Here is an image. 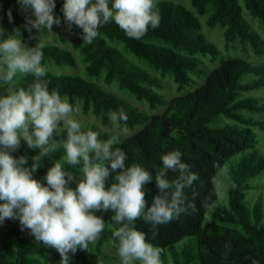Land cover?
Segmentation results:
<instances>
[{
  "label": "trees",
  "instance_id": "trees-1",
  "mask_svg": "<svg viewBox=\"0 0 264 264\" xmlns=\"http://www.w3.org/2000/svg\"><path fill=\"white\" fill-rule=\"evenodd\" d=\"M243 1L251 16L264 26V0ZM54 2L53 14L60 18L61 24L52 28L62 45L69 43L81 54L84 74L46 70L41 79L47 82L50 91H58L62 98L66 96L76 110L99 121L96 124L78 120L82 130L97 132L101 141L116 136L120 143L114 147L126 154L125 166L139 165L152 174L153 181L143 189L148 206L158 194L154 178L162 166V155L180 152L181 161L197 174L198 178L184 190L185 204H194L195 211L189 210L188 214H181L155 229L143 220L134 223L138 231L146 234L148 242L162 250V264H169L165 249L170 251L176 264H264V203L256 200L250 205L243 201L245 193L254 188L250 179L264 171V148L261 150L258 146L253 130L257 127L264 131V62L241 57L222 59L220 50L201 31L198 18L180 2L156 0L159 26L149 27L141 39L128 38L114 22H109L99 28L98 36L90 44L83 43L82 29L75 25V36L69 39L62 23L64 0ZM189 2L198 14H203L207 5L211 7L206 25L223 28L226 51L248 49L256 56L264 53V40L244 17L239 0ZM25 17L18 10V0H0V27L6 34L19 29L24 44L35 47L37 31L32 29L30 34L25 30ZM41 50L42 65L75 67L77 64L73 53L61 45L43 44ZM134 57L159 75L136 62ZM218 61L213 68L208 64ZM166 75L183 94L166 97L158 91L163 88L162 78ZM34 80L30 74L18 76L15 86L27 89ZM113 84L136 100L144 101L148 110L163 106V111L150 114L108 88ZM6 87L0 83V96L5 94ZM119 111L126 114L127 121H120L116 129L139 127L138 131L123 137L111 129L109 114ZM64 138L66 133L56 137L57 143ZM236 153L242 156L229 171L226 203L215 206L209 219H205L217 196L216 174ZM9 154L15 158L25 156L24 167L31 168L39 149H29L21 140L20 147ZM63 156L64 149L58 147L43 157L33 178L46 186L43 177L47 170L60 162L73 176L67 186L75 189L78 179H83L82 162L72 167L62 160ZM116 174L111 173L106 188ZM177 175L169 171L167 178L173 180ZM94 215L100 216L105 224L94 243L100 250L108 241L114 244L112 232L121 225L111 219L114 215L111 210ZM2 224L6 231L1 235L0 230V264H60V254L37 242L28 229L22 230L18 219H5ZM182 240L186 245L178 250L175 246ZM75 256L86 263V251L78 249ZM48 257L53 261L42 263L41 258Z\"/></svg>",
  "mask_w": 264,
  "mask_h": 264
},
{
  "label": "clouds",
  "instance_id": "clouds-1",
  "mask_svg": "<svg viewBox=\"0 0 264 264\" xmlns=\"http://www.w3.org/2000/svg\"><path fill=\"white\" fill-rule=\"evenodd\" d=\"M18 3L31 12L24 24L30 34L32 29L51 32L53 25L60 26V18L53 14L54 0ZM61 11L69 31L73 24L82 29L85 44H90L99 28L109 22L130 39H141L149 27L155 29L160 22L156 0H64ZM8 20L12 22L10 10ZM42 48L39 43L26 46L19 29L6 34L0 27V83L8 86L0 96V223L18 219L22 230L28 229L37 242L54 248L60 254V264H68L69 253L87 251L103 232L104 221L94 213L111 210V219L121 225L112 232L121 264H162V250L148 242L134 223L143 220L155 229L189 210L195 211L194 204H185L184 190L197 174L181 161L180 152L162 155V166L154 178L158 194L148 206L143 189L153 181L152 174L139 165L125 166L126 154L114 147L120 143L116 136L101 141L97 132L82 130L68 98L50 91L41 79L46 75ZM29 74L35 80L27 89L15 86L18 76ZM109 119L119 127L127 116L123 111L111 112ZM64 133L66 138L57 143L56 137ZM21 140L29 149H39L31 168L24 167L25 156L9 154L20 147ZM58 147L64 149L62 160L68 165L75 167L82 162L83 179H78L75 189L67 186L73 176L60 162L47 170L43 177L46 186L33 178L41 159ZM169 171L177 177L168 179ZM112 172L117 174L106 188Z\"/></svg>",
  "mask_w": 264,
  "mask_h": 264
},
{
  "label": "rangeland",
  "instance_id": "rangeland-1",
  "mask_svg": "<svg viewBox=\"0 0 264 264\" xmlns=\"http://www.w3.org/2000/svg\"><path fill=\"white\" fill-rule=\"evenodd\" d=\"M174 2H180L183 5H185L193 14L198 18L200 24H201V31L204 33V35L212 42L214 43L217 48L220 50L222 54V59H225L227 57H241V58H247L251 60H258L264 62V53L262 55L256 56L253 52L247 49L245 52L242 49H235V50H229L226 51L224 49V38H223V28L220 26H214V27H208L206 25V18L211 12V7L207 5V8L203 14H198L195 9L191 6L189 0H172ZM239 4L242 7V13L246 20L250 23L252 28L258 32V34L263 38L264 40V26L259 21L258 18L252 17L249 11L246 9L244 1L239 0ZM18 10L25 16L31 17V12L24 11L20 4L18 3ZM34 18V17H32ZM62 23L65 26L69 39H71L73 36H75V27L74 24L71 27V30H68L67 24L64 21V18H62ZM36 44H57L61 45L64 48L70 50L73 55L76 58L77 64L75 67L64 65L62 67L55 66L53 64H46L42 65L46 70H49L53 73H62V74H78L83 75L84 72V63L81 59V54L77 50H73L69 43L62 45L57 38V35L53 28L51 29V32H48L47 30H44L41 33H37V38L35 39ZM134 60L136 62H139L143 66H145V63L142 61H139L134 57ZM208 63V62H206ZM210 67H215L217 64H219V61L210 64ZM148 70H150L152 73L159 75L158 72H156L153 69H150L149 67L145 66ZM20 77V76H19ZM99 83H102L101 80L98 81ZM163 88L159 89L158 91L163 94L166 97H174L177 95L183 94L184 91L178 92L176 89V84L173 82L172 78L168 75L164 76L162 78ZM109 89L115 91L120 96L124 97L125 99L129 100L133 104L137 105L139 108L149 112L150 114H157L161 113L164 109L163 106L157 107L153 110H148L147 104L144 101H138L136 100L132 95H130L127 91L123 89H119L115 84L108 87ZM187 90H192L187 89ZM258 94V93H255ZM75 118L79 120L81 123H96L99 124V121L95 119L93 116L89 114H83L79 109L76 110V116ZM111 129H113L115 132L120 133L123 137L132 134L136 131H138L139 127H136L134 130H130L128 128H123L121 130L116 129V126H112ZM253 130L257 134L258 138V146L263 150L264 148V131L259 130L257 127H253ZM242 156L241 153H236L235 155L231 156L218 170L216 174L215 179V188H216V199L215 201L210 205L209 209L206 211L204 218L209 219L210 217V211L217 205L225 204L226 203V197H227V187L226 184L230 178V170L233 168V166L237 163V161ZM250 181L254 184V188L248 190L245 193L244 196V203L245 204H252L256 200H261L262 203H264V171L260 172L256 177L251 178ZM0 230L1 235L5 233L6 228L5 226L0 223ZM184 240L180 241L176 244V248L178 250L181 249V247L184 245ZM186 245V244H185ZM168 259L169 264H176L173 257L171 256V253L169 250H164ZM87 254V261L86 263H83L82 260L76 258L75 254L69 253V262L68 264H121L120 257L117 254V247L114 246L110 241L103 244L100 250L96 249L95 244H92L88 247V250L86 251ZM161 259V258H160ZM42 263H51L53 260L48 257L47 259L41 258ZM181 258H179V261ZM163 261V260H162ZM181 262V261H180Z\"/></svg>",
  "mask_w": 264,
  "mask_h": 264
}]
</instances>
